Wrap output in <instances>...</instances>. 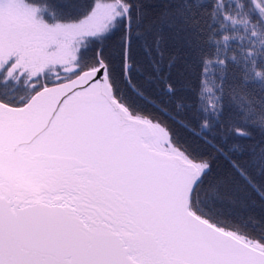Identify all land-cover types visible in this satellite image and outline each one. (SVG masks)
<instances>
[{"label":"snow or ice","instance_id":"1","mask_svg":"<svg viewBox=\"0 0 264 264\" xmlns=\"http://www.w3.org/2000/svg\"><path fill=\"white\" fill-rule=\"evenodd\" d=\"M0 264H264V0H0Z\"/></svg>","mask_w":264,"mask_h":264}]
</instances>
